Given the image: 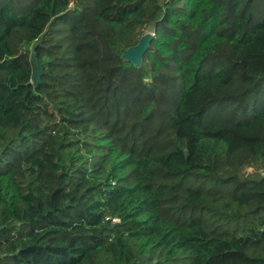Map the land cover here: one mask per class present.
Masks as SVG:
<instances>
[{"label": "trees", "instance_id": "1", "mask_svg": "<svg viewBox=\"0 0 264 264\" xmlns=\"http://www.w3.org/2000/svg\"><path fill=\"white\" fill-rule=\"evenodd\" d=\"M256 8L0 0V264H264ZM150 27L141 66L123 60ZM234 96L256 103L207 119Z\"/></svg>", "mask_w": 264, "mask_h": 264}, {"label": "rangeland", "instance_id": "2", "mask_svg": "<svg viewBox=\"0 0 264 264\" xmlns=\"http://www.w3.org/2000/svg\"><path fill=\"white\" fill-rule=\"evenodd\" d=\"M16 1L19 2V0H16ZM240 11H241V9H240ZM235 15H236V13H235L233 8L230 11H227L225 13L224 19H225V23H226V28L224 29V35H228L231 32L232 24L235 21ZM262 16H264V12L261 8L260 9L256 8L253 11V18L254 19H258ZM146 31L154 32V29H153V27H150ZM33 55H34V53H32L30 56V61H31L32 65L34 64L33 61L35 60L33 58ZM221 60H222L221 58H218L216 60V63L220 62ZM210 66H212V65H210ZM166 88H168L167 90L170 91L171 89L174 88V86L169 83V86ZM166 88H164V90ZM236 98L237 97L234 96V98H229V99L223 100L221 103L212 105L208 110L207 119L208 120H214V121L215 120H224V119L228 118L229 116H231L232 114H234L235 112L243 111V108H244L243 106L251 108L256 103L253 99H251V100H249L248 104L246 103L247 105L245 104L242 107H237V103L235 100ZM257 103H264V98H259ZM154 254L157 255L158 252H154Z\"/></svg>", "mask_w": 264, "mask_h": 264}, {"label": "water", "instance_id": "3", "mask_svg": "<svg viewBox=\"0 0 264 264\" xmlns=\"http://www.w3.org/2000/svg\"><path fill=\"white\" fill-rule=\"evenodd\" d=\"M155 37V33L152 31H146L139 39L138 43L130 46L122 53V59L132 62L136 67H140L145 53L149 49L152 40ZM33 74L32 82L38 85L42 82V75L44 73L43 61L37 60L35 54L33 55Z\"/></svg>", "mask_w": 264, "mask_h": 264}, {"label": "built area", "instance_id": "4", "mask_svg": "<svg viewBox=\"0 0 264 264\" xmlns=\"http://www.w3.org/2000/svg\"><path fill=\"white\" fill-rule=\"evenodd\" d=\"M256 169L254 168V167H249L248 169H247V172L248 173H252L253 171H255ZM258 172H260V173H262L263 175H264V167H261V168H259L258 169Z\"/></svg>", "mask_w": 264, "mask_h": 264}]
</instances>
